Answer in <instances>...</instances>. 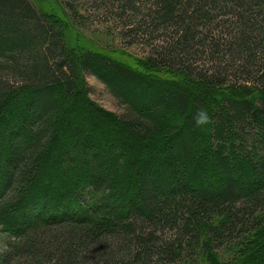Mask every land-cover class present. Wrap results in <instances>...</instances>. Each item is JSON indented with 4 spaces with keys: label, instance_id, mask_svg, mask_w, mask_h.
<instances>
[{
    "label": "trees",
    "instance_id": "16d2710c",
    "mask_svg": "<svg viewBox=\"0 0 264 264\" xmlns=\"http://www.w3.org/2000/svg\"><path fill=\"white\" fill-rule=\"evenodd\" d=\"M125 3L128 32L154 43L137 64L91 51L79 64L32 0H0V264H199L229 249L231 264H264V0ZM81 73L124 113L84 98ZM173 76L244 96L214 102ZM78 102L95 127L74 124ZM51 198L69 207L46 214Z\"/></svg>",
    "mask_w": 264,
    "mask_h": 264
},
{
    "label": "rangeland",
    "instance_id": "374dc122",
    "mask_svg": "<svg viewBox=\"0 0 264 264\" xmlns=\"http://www.w3.org/2000/svg\"><path fill=\"white\" fill-rule=\"evenodd\" d=\"M34 4L40 9V11L54 23L59 31L66 39L67 46L71 55L75 57L80 64L81 57L87 52L104 53L116 57L124 62L135 63L141 62V59H147L153 55L154 43L149 39H143L140 36L134 35V33L128 32L134 26L131 21H134V14L131 6L126 0H105V3H100L99 0H64L70 1L74 6L80 10V20L77 24H73L67 17L65 6L61 3L63 0H32ZM138 6V5H137ZM149 73V69H146ZM80 86L84 94V98L93 103L99 109L112 114L121 115L124 113V107L113 97L107 87L102 84L98 79L90 75L80 74ZM174 79H178L181 83L192 87L195 94H202L206 99L211 101H219L228 97H243L244 93L233 91L231 94L223 91H211L194 84L186 77L173 76ZM230 95H227V94ZM225 95V97H223ZM74 108H80L81 113L78 115V119L74 120V124L80 123L85 128L91 129L92 126L98 124L96 120L90 117L89 113L84 111L80 105V102L74 105ZM72 108V110L74 109ZM71 110V111H72ZM73 112V111H72ZM71 112V113H72ZM73 118H75L74 112ZM95 121V122H94ZM94 124V125H93ZM95 127V126H94ZM104 126L98 127L97 130L100 134L105 135L106 130ZM111 131H108L106 136H109ZM104 139V136H103ZM77 148H80L77 145ZM138 151V148H135ZM135 150V151H136ZM53 203L52 207H49L46 214L56 212L58 209H67L69 207L65 204V201L54 202L53 198L50 199ZM33 207H40L36 203ZM37 208V210H39ZM36 210V211H37ZM33 211V210H31ZM8 239L6 233H4L0 226V251L3 250L4 245ZM231 250L215 251L213 257L205 256L199 260V264H231L234 261V255L231 254Z\"/></svg>",
    "mask_w": 264,
    "mask_h": 264
},
{
    "label": "clouds",
    "instance_id": "9594fccd",
    "mask_svg": "<svg viewBox=\"0 0 264 264\" xmlns=\"http://www.w3.org/2000/svg\"><path fill=\"white\" fill-rule=\"evenodd\" d=\"M210 117L207 115L205 111H201L197 114L196 123L197 125H205L208 123Z\"/></svg>",
    "mask_w": 264,
    "mask_h": 264
}]
</instances>
